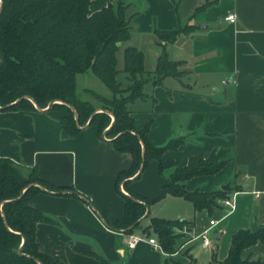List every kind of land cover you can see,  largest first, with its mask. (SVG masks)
<instances>
[{
    "label": "crops",
    "instance_id": "1",
    "mask_svg": "<svg viewBox=\"0 0 264 264\" xmlns=\"http://www.w3.org/2000/svg\"><path fill=\"white\" fill-rule=\"evenodd\" d=\"M111 1L92 0L90 10ZM125 1L133 14L132 34L119 52L126 45L139 49L138 41L153 46L143 96L129 104L135 128L149 124L147 138L155 146L184 138L177 149L163 154L177 166L186 165L190 156L224 150L227 162L221 170L192 177L184 185L188 191L215 192L229 184L225 197H233V208L217 200L210 211H198L185 198L168 194L148 205L131 233L112 229L107 222H117L124 214L123 194L131 190L145 200L154 199L175 167L160 172L158 161L151 159L139 177L117 183L132 156L117 151L96 126L86 124L77 134H67L60 123L63 110H1L0 157L11 159L23 177L35 167L40 180L63 189L58 193L41 187L29 200L52 220L38 222L35 237L39 251L54 259L100 264L99 255L108 264H164L168 258L183 264L191 258L198 264H221L232 235L251 230L252 217L264 228V0ZM230 13L236 16L234 22L225 20ZM182 23L193 26L188 34L174 42H156L155 29L174 30ZM162 50L170 60L183 62L184 74L153 84ZM121 75L126 87V74ZM230 76L236 83H223ZM160 203L170 205L173 214H157ZM150 217L187 221L173 228L177 237L172 254L148 242L149 237L158 241L148 228ZM210 220L215 223L210 225ZM204 231L207 246L202 244ZM131 235L143 239L128 249ZM241 259L264 260V236L242 250Z\"/></svg>",
    "mask_w": 264,
    "mask_h": 264
},
{
    "label": "trees",
    "instance_id": "2",
    "mask_svg": "<svg viewBox=\"0 0 264 264\" xmlns=\"http://www.w3.org/2000/svg\"><path fill=\"white\" fill-rule=\"evenodd\" d=\"M91 1L0 0V111H33L50 105L48 109L65 112L60 123L69 135L77 134L90 120L89 125L110 138L117 151L132 156L130 166L118 173L117 183L139 177L151 159L158 161L160 172L175 167L154 199L145 200L131 190L123 194V217L114 223L107 222L114 230L131 233L140 225L147 206L168 194L185 198L195 210L210 211L217 200L225 198L226 192L188 191L184 183L192 177L221 170L227 162L226 152L212 151L207 158L196 154L189 157L186 165L177 166L176 161L165 159L163 154L177 149L184 138L155 146L147 138L149 124L135 128L129 104L143 96V86L150 73L145 69L142 51L132 45L123 49V68L117 67V53L131 38L133 14L125 0H112L97 11L90 10ZM192 28L182 23L178 29H155L154 33L158 38L165 37L166 42H174ZM182 64L170 60L162 50L152 83L159 84L168 76L180 77ZM86 72L95 75L110 96L86 88L97 104L81 98L76 77ZM120 72L126 74L129 82L126 87L117 78ZM41 187L58 193L63 190L40 180L35 167L23 177L11 159L0 157V264H67L38 249L36 224L52 221L29 204L42 191ZM72 196L79 198L75 193ZM185 224L184 219L150 217L148 228L155 234L160 248L172 254L177 237L173 228ZM263 236L264 228L258 232L238 230L232 235L228 255L221 264H264V260L241 259L242 250ZM96 256L100 264H108L103 257ZM172 261L168 258L164 264ZM129 264L138 263L129 260ZM187 264L198 263L191 258Z\"/></svg>",
    "mask_w": 264,
    "mask_h": 264
},
{
    "label": "rangeland",
    "instance_id": "3",
    "mask_svg": "<svg viewBox=\"0 0 264 264\" xmlns=\"http://www.w3.org/2000/svg\"><path fill=\"white\" fill-rule=\"evenodd\" d=\"M138 42L140 44L139 49L142 51V53L145 57V61H146L145 67L148 68L149 67L148 64H150V59L152 58V56L150 54L151 53L150 50L152 49L153 46L150 45L149 43H146V41H138ZM156 42L157 43L166 42V38L165 37H161V38L156 37ZM122 66H123V53H122V51H120L117 53V67L119 69V67L121 68ZM180 70L182 71V74H184V66L183 65L180 66ZM121 74H122V72H120L118 74L117 78L119 81H121L123 83V81H122L123 78H122ZM76 80H77L78 95L83 99L89 100L92 103L97 104V101L86 91V88H91V89L97 91L98 93H100L102 95H104L103 91L104 92L106 91V93L108 95L107 94H105V95L110 96L109 90L91 72L78 74L76 77ZM102 135L105 136L104 134H102ZM208 156H206L204 158H207ZM214 156H216V154ZM156 212H157V214H160L161 216H171V214H173V213H171L172 207L170 205L166 204V206L164 208V205L162 203H160L157 206ZM187 263H189V262H187ZM187 263H184V264H187ZM171 264H183V263H179L173 259Z\"/></svg>",
    "mask_w": 264,
    "mask_h": 264
},
{
    "label": "built area",
    "instance_id": "4",
    "mask_svg": "<svg viewBox=\"0 0 264 264\" xmlns=\"http://www.w3.org/2000/svg\"><path fill=\"white\" fill-rule=\"evenodd\" d=\"M225 20L230 21V22H234L236 20V16H235V14L230 13V14H228L225 17ZM227 82L235 84L236 83V79L234 77L230 76V77H227V79L223 80V83H227ZM219 201L228 210L233 208V204H234L233 197H231V198L230 197H225V198L219 199ZM214 223H215L214 220H210V225H213ZM201 238H202V244L207 246L209 244V238L206 235V231H204L201 234ZM142 239H143V237H141V236L131 235L129 237L128 242H127L128 249L133 248L135 246V244L137 243V241L142 240ZM147 240L154 247L160 248V245H159L158 241H156V239L149 237Z\"/></svg>",
    "mask_w": 264,
    "mask_h": 264
},
{
    "label": "water",
    "instance_id": "5",
    "mask_svg": "<svg viewBox=\"0 0 264 264\" xmlns=\"http://www.w3.org/2000/svg\"><path fill=\"white\" fill-rule=\"evenodd\" d=\"M49 106H50V105H48V106L46 107V109H48ZM89 121H90V120H89ZM89 121H88L87 124H89ZM229 188H230V187H229V184H226V185L222 186V190H223V191H227ZM147 212H148V206H147V209H146L145 214L140 218V220L146 215ZM140 220H139V221H140ZM260 228H261V227L258 226V225L256 224V221H255L254 217H252V219H251V225H250V229H251V231H252V232H258V231L260 230ZM19 251H20V250H19Z\"/></svg>",
    "mask_w": 264,
    "mask_h": 264
}]
</instances>
